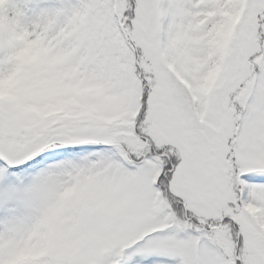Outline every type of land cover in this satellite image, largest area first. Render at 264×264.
I'll list each match as a JSON object with an SVG mask.
<instances>
[{
	"label": "snow or ice",
	"instance_id": "6c2138e0",
	"mask_svg": "<svg viewBox=\"0 0 264 264\" xmlns=\"http://www.w3.org/2000/svg\"><path fill=\"white\" fill-rule=\"evenodd\" d=\"M0 264H264V0H0Z\"/></svg>",
	"mask_w": 264,
	"mask_h": 264
},
{
	"label": "trees",
	"instance_id": "16d2710c",
	"mask_svg": "<svg viewBox=\"0 0 264 264\" xmlns=\"http://www.w3.org/2000/svg\"><path fill=\"white\" fill-rule=\"evenodd\" d=\"M1 93H3V90H2V89H0V94H1Z\"/></svg>",
	"mask_w": 264,
	"mask_h": 264
}]
</instances>
